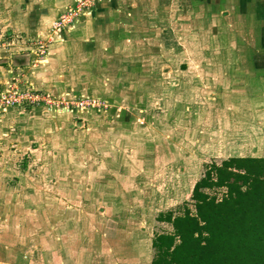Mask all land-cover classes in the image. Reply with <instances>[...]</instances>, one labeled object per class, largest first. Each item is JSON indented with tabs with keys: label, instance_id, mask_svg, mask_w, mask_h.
<instances>
[{
	"label": "rangeland",
	"instance_id": "1",
	"mask_svg": "<svg viewBox=\"0 0 264 264\" xmlns=\"http://www.w3.org/2000/svg\"><path fill=\"white\" fill-rule=\"evenodd\" d=\"M137 3L140 14L134 27L144 39L136 44L143 49L129 55L127 50L119 52L141 63L124 61L121 72L115 70L107 86L110 98L103 95L107 91L93 99L81 97V80L72 81L73 89L58 95L25 79L21 71L10 72L8 79L0 81V90L13 84L39 97L37 103L9 108L56 112L67 116L68 122L50 134L43 115L41 128L35 129L37 138L19 126L24 122L0 134V158L11 160L12 169L20 171L19 177L0 178V185H11L0 187V196L9 201L0 214L14 218L13 230L17 220L26 223L19 227L25 239H10L9 247L0 249V264H54V252L59 256L66 246L95 253L101 242L105 251L108 240L99 235L103 231L118 248L124 245L120 239L127 236L142 234L145 239L169 231L171 226L158 221L157 214L177 209L185 201L191 203L193 185L205 164L245 151L237 136L252 133L251 122L256 119L241 109L262 102L242 95V84L250 81L238 75L251 67L242 65L241 58L247 62L263 55L257 45L263 31L252 26V16L246 23L234 5L227 16L225 12L213 15V9L217 10L213 0H169L175 16L169 30L162 29L161 18L158 25L148 17L160 3ZM219 3L225 8V2ZM94 6L91 0V12ZM60 14L40 35L7 29L0 22V66L12 64L11 56L24 58L26 66L44 63L50 44L63 31L51 25ZM217 58L236 62L216 64ZM59 65L56 75L65 77V63ZM132 71L138 79L134 75L132 80ZM90 86L98 89L97 84ZM80 100L85 102L82 107L77 106ZM215 192L220 196L222 190ZM142 242L145 248L146 240Z\"/></svg>",
	"mask_w": 264,
	"mask_h": 264
},
{
	"label": "crops",
	"instance_id": "2",
	"mask_svg": "<svg viewBox=\"0 0 264 264\" xmlns=\"http://www.w3.org/2000/svg\"><path fill=\"white\" fill-rule=\"evenodd\" d=\"M75 1L76 0H0V22L5 25L7 29H15L16 31L34 33L37 35L43 32L45 34L48 32L46 29L48 30L50 21L65 11L69 5L71 3L73 4ZM138 1L139 0H95V6L92 12L87 15L78 16L74 25L58 34L56 39L50 44V50L44 63L26 66L24 58H20V56H11L10 60L12 64L5 63V66H0V81L8 79L10 72L21 71L25 79L35 85H41L44 90L51 94L58 95L67 93L68 91L70 92V90L73 89L70 83H73L72 81L81 80L80 88L84 90L81 97L93 99V97L101 95L104 91L107 92L103 95L108 97L109 91L107 86H111V82L114 76H116L115 70L116 74L121 72L120 65L125 62L128 65H137L141 63L138 58L131 59L129 56H124L125 54L122 55L119 52V50H127L128 53L126 55H129L135 52V50L143 49V45H137L136 42L138 40L143 41L144 38L137 36L138 28L134 27L136 23L135 17H139L138 14H140L136 10L137 4L139 6V3H137ZM154 2L157 4L159 2L160 5L158 9L150 11L148 16L150 22H156V24L159 25V18H161L164 24H166L165 26L162 24V29L166 27L169 30L171 16H175V14L171 15V8L168 3L169 0H153V4H155ZM217 2H225V8L223 5L221 7L220 3L217 6ZM214 4L217 10L213 9V15L218 16L225 12L224 16H227V12H231V10L233 12L234 9H231V6L234 5L236 6L235 11L237 14L246 18V23H249V17L252 16V20L250 21L252 26H255L258 32L263 31L264 33V0H213V5ZM251 9L252 14L250 13ZM179 15L180 14H177V16ZM150 29L152 30L153 28ZM257 45L259 52H262L263 55L251 57L252 60L250 61L245 59L247 62H244V59L242 60L241 58L242 65L246 64L251 67L242 71L239 70L241 73L238 76L242 78V81L244 79L250 81L247 85L242 84V95L252 97V99L259 98L257 101H261L262 104L254 103L242 107V112L247 111L248 114H253V116L250 117L256 119L255 123L251 122L255 127L252 133H242L237 136L239 137L241 147H243V150L245 149L246 152L242 151L241 153H235L230 156L264 157V36L262 38L259 35ZM250 46L251 44L249 43L247 47L250 48ZM122 56L125 58L123 59ZM60 61L65 63V77L56 75V72L59 70L58 67H60ZM233 61L232 59L229 61L227 58H217L213 60L216 64L220 63L225 65L235 64L236 61ZM11 65L14 69L10 68ZM117 65L118 67L115 68ZM129 69H131V67ZM130 74H133L131 77L132 80L135 76L137 79L139 78L136 72L132 71ZM101 81H104V83ZM90 83H92V85L97 84L98 89L96 91L91 89L92 86H90ZM68 85L71 86V88H68ZM244 90L246 91L245 93ZM121 110L120 112H122ZM43 115L46 116V123L49 126L50 134H55L58 127L62 129L64 125H68V122H65L67 116L64 114L56 112H46L44 114V112L38 108H33L29 111L9 108L0 113V134H6L7 132L4 131H8L10 128L14 129L20 122H24L22 125L20 123L19 126H23L25 129L24 131L29 133L31 137H34L36 132L35 129L41 128ZM61 119H64V122H61ZM248 122L250 123L249 120ZM244 128H246V126ZM34 138L37 137L35 136ZM12 167L11 160L0 158V178L12 175H17L19 177L20 171L18 169H12ZM9 186L11 187V185L4 183L0 185L1 188L3 187L5 189H8ZM0 198V208L3 211L4 206L7 202L9 203V201L6 200L7 197L4 199V195H1ZM0 217V240L6 242V244L0 242V249L4 250L9 247L7 243L10 239L19 241L24 238L20 237L21 230L19 227L21 225L22 228V225L26 223L25 221L24 223H18L17 220V224H15L17 225V229L13 230L11 224L12 221L13 223L15 222L14 218L4 214V212L0 214ZM22 231H24V229ZM14 232H16V236H11ZM102 233L103 234L99 235H101V238L104 237V240H108V250H101V246H103L101 242L98 244L96 249L97 252L95 253H86L85 251H87V249H80L75 252L72 251L73 249H68V246H66L63 250V254L61 253L58 256V253L54 252V257L56 258L54 264H151L153 256V236L145 239H143L144 237L142 234H136L135 236L131 235L130 237L127 236L120 239V241L124 242V245L122 248H118V244L116 246V242L113 241L112 243L109 235L104 231ZM82 237L84 238V236ZM55 239L58 240V237H55ZM142 240H146L145 248L142 247L144 245ZM133 241L135 242L133 243ZM73 257H75V261Z\"/></svg>",
	"mask_w": 264,
	"mask_h": 264
},
{
	"label": "trees",
	"instance_id": "3",
	"mask_svg": "<svg viewBox=\"0 0 264 264\" xmlns=\"http://www.w3.org/2000/svg\"><path fill=\"white\" fill-rule=\"evenodd\" d=\"M190 201L157 214L151 264H264V157L205 164Z\"/></svg>",
	"mask_w": 264,
	"mask_h": 264
},
{
	"label": "built area",
	"instance_id": "4",
	"mask_svg": "<svg viewBox=\"0 0 264 264\" xmlns=\"http://www.w3.org/2000/svg\"><path fill=\"white\" fill-rule=\"evenodd\" d=\"M90 2L91 0H76L56 20L52 21V28L60 31L71 27L78 16L87 15L91 12ZM38 99V95L33 94L29 89H19L13 84H8L5 89L0 90V111L23 103H37ZM84 103L83 100H80L77 102V106L82 107Z\"/></svg>",
	"mask_w": 264,
	"mask_h": 264
}]
</instances>
